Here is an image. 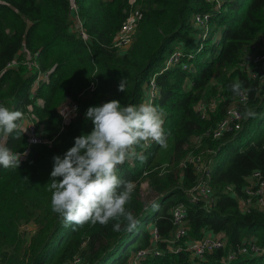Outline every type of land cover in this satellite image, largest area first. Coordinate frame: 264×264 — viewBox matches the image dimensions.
<instances>
[{
    "label": "trees",
    "instance_id": "1",
    "mask_svg": "<svg viewBox=\"0 0 264 264\" xmlns=\"http://www.w3.org/2000/svg\"><path fill=\"white\" fill-rule=\"evenodd\" d=\"M76 2L88 40L76 31L71 0H0V104L22 111L51 141L29 145L26 132L8 140L13 151L27 155L19 168L0 167V264H66L76 256L82 264H122L129 258L132 262L140 249L152 251L139 264H264L263 251L237 253L229 260L231 251L249 242L264 248V212L244 213L238 202L248 176L257 169L264 172V80L251 75L260 69L250 60L264 35V0ZM134 10L139 18L133 41L117 47L115 38ZM198 14L208 16L207 29L194 23ZM179 45V61L168 66L165 60ZM12 62L17 64L11 67ZM46 72L48 77L33 90L39 74ZM154 74L158 95L153 104L162 112L167 147L154 143L144 151V161L129 160L118 173L135 186L126 207L137 226L131 231L123 223L114 231L115 221L66 226L51 207L53 157L63 156L75 137L93 130L86 119L90 106L113 99L139 105ZM122 79L123 92L118 90ZM235 82L249 93L245 104L232 90ZM212 99L217 107L203 118L196 107ZM69 101L77 109L65 122L61 107ZM233 105L245 116L242 128L218 139L202 136ZM208 148L217 150L210 180L216 202L211 208L203 200L188 199L197 177L192 165L183 164L191 150ZM145 182L156 195L148 206L142 194ZM180 203L188 208L186 239H200L209 230L222 235L226 246L203 259L168 247L166 240L174 235L171 211ZM150 219L158 240L147 228ZM26 224H32L31 231L22 230ZM136 241L130 254L129 245Z\"/></svg>",
    "mask_w": 264,
    "mask_h": 264
},
{
    "label": "clouds",
    "instance_id": "2",
    "mask_svg": "<svg viewBox=\"0 0 264 264\" xmlns=\"http://www.w3.org/2000/svg\"><path fill=\"white\" fill-rule=\"evenodd\" d=\"M231 87L234 93H240V83ZM118 90L126 91L124 79ZM61 115L67 118L64 111ZM86 119L94 125L93 130L75 137L74 145L63 156L53 157L49 184L52 210L66 226H107L115 221L114 231H120L122 223L131 231L138 221L126 206L131 203L135 186L119 176V167L132 159L144 161L143 153L152 143L167 147L162 112L150 99L139 105H122L113 99L90 106ZM27 130L22 111L0 104V167L19 168L27 153L13 151L8 140L20 139Z\"/></svg>",
    "mask_w": 264,
    "mask_h": 264
},
{
    "label": "built area",
    "instance_id": "3",
    "mask_svg": "<svg viewBox=\"0 0 264 264\" xmlns=\"http://www.w3.org/2000/svg\"><path fill=\"white\" fill-rule=\"evenodd\" d=\"M219 1V0H217ZM71 14L72 19L75 23L76 31L78 35L84 39L88 40L89 35L86 31V28L83 23V19L79 13V7L76 0H71ZM139 18V11L134 10L130 13L128 19L124 22L121 29L119 30L116 38L115 45L117 47L123 48L129 46L133 41V35L136 31L137 21ZM208 22V16H201L200 14L195 15L194 23L198 27H203L204 24ZM206 29V28H205ZM180 53L175 52L168 62L166 63L168 66L174 64L179 61ZM250 60L258 65L260 72H252L251 75L253 77H260L264 80V36H261L259 39V43L255 44V50L252 52L250 56ZM28 64L37 66L35 61L28 60ZM17 62H12L9 65L11 67L15 66ZM48 77V73H40L39 78L36 80L33 90L37 88L40 79H46ZM96 84L93 82L89 87V90H94ZM149 94L148 98L154 102V99L158 95V86L156 83V74L151 76L150 82L148 84ZM249 93L245 89H241L240 93L237 95V100L245 104L248 101ZM70 109L68 108V112L66 113L67 118L64 116V121L68 122L74 115L77 109V104L69 101ZM217 107V103L215 101L203 103L200 102L197 105V110L201 113V116L205 118L208 115L209 111L215 110ZM245 116L242 110L237 106H231L228 108L225 118L218 124L214 129L208 130L202 136H211L214 139H218L224 135L225 132L238 131L243 126V120ZM25 128H28L26 131L28 135L29 145L35 143H50L51 141L45 140L41 134L36 130L35 123L33 121L29 123H25ZM198 137L197 142L200 141L201 137ZM154 143H152L153 145ZM151 145V146H152ZM23 153H27L23 152ZM217 150L214 148H208L201 152H194L191 150L183 164H190L194 167L197 182L195 186L188 190V199L190 202H197L199 200H203L206 203V207L211 208L214 206L216 202V198L214 196L213 188L211 187L210 180L212 175V164L215 154ZM25 156L22 157L24 159ZM129 161V160H128ZM127 162V161H126ZM125 162V163H126ZM124 163V164H125ZM123 164V165H124ZM122 165L119 167V169ZM248 183L243 188L242 196L238 197L239 206L242 212H250L253 209H258L264 212V172L262 170H254L250 176L247 178ZM230 189V188H229ZM172 223L174 226V235L167 239L168 247L173 249L176 252L187 251L191 254L192 257L203 259L209 252H213L218 249H222L226 246L227 240L222 237V235L215 234L213 231H206L205 235L200 239L190 240L186 239L189 233L188 227V208L185 203H180L176 205L172 211ZM29 229V228H26ZM153 236L155 240L159 239V234L157 232V228H152ZM152 250L140 249L138 250L132 258L131 264H139V260L141 257L147 255ZM255 252L259 253L261 251L264 252V248L262 249L256 242H249L248 244L241 245L235 251H231L229 253V260H233L237 253H247V252ZM157 253V251H155ZM66 264H82V257L76 256L73 260Z\"/></svg>",
    "mask_w": 264,
    "mask_h": 264
},
{
    "label": "rangeland",
    "instance_id": "4",
    "mask_svg": "<svg viewBox=\"0 0 264 264\" xmlns=\"http://www.w3.org/2000/svg\"><path fill=\"white\" fill-rule=\"evenodd\" d=\"M212 1H217V0H212ZM204 28H208V25H207V23L206 24H204ZM262 36H264V35H262ZM261 37V36H260ZM260 39V38H259ZM259 39H258V43H259ZM181 48H180V45L179 46H176L175 47V49H174V52L165 60V63H167L168 62V59H170L171 58V56L175 53V52H178L179 50H180ZM148 94H149V87L147 86V89H146V99L148 98ZM145 99V100H146ZM211 101H215L216 103H217V101L215 100V99H212V100H210V101H201V102H203V103H207V102H211ZM200 103V102H199ZM68 108L70 109V103L69 102H66L62 107H61V110L62 111H64L65 113H67L68 111ZM29 122H31V120L29 119V118H26L25 119V123H29ZM26 157V156H25ZM142 194H143V199H144V201H145V203L147 204V206L148 205H150L155 199H156V195L155 194H153L152 193V191L149 189V187H148V185H147V183L145 182V183H143L142 184ZM152 212V211H151ZM150 212V213H151ZM152 214V213H151ZM31 226H32V224H26V225H23V227H25V228H23L22 230H26V228H29L28 230L29 231H31L32 230V228H31ZM154 227V221H153V219H150L149 220V223L147 224V228H149V229H152ZM138 245V242L136 241V242H132L130 245H129V252H130V254L132 253V251H133V249L136 247ZM122 264H131V261H130V258L126 261V262H124V263H122Z\"/></svg>",
    "mask_w": 264,
    "mask_h": 264
},
{
    "label": "crops",
    "instance_id": "5",
    "mask_svg": "<svg viewBox=\"0 0 264 264\" xmlns=\"http://www.w3.org/2000/svg\"><path fill=\"white\" fill-rule=\"evenodd\" d=\"M154 227H155V225H154Z\"/></svg>",
    "mask_w": 264,
    "mask_h": 264
}]
</instances>
